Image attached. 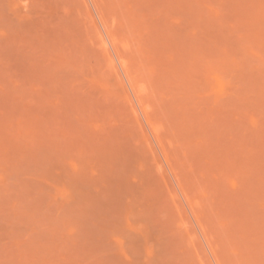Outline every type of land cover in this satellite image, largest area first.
<instances>
[{
	"label": "rangeland",
	"instance_id": "1",
	"mask_svg": "<svg viewBox=\"0 0 264 264\" xmlns=\"http://www.w3.org/2000/svg\"><path fill=\"white\" fill-rule=\"evenodd\" d=\"M0 264H264V0H0Z\"/></svg>",
	"mask_w": 264,
	"mask_h": 264
}]
</instances>
